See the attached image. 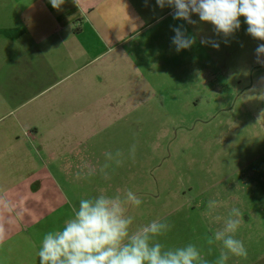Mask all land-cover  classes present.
<instances>
[{"label": "crops", "instance_id": "obj_1", "mask_svg": "<svg viewBox=\"0 0 264 264\" xmlns=\"http://www.w3.org/2000/svg\"><path fill=\"white\" fill-rule=\"evenodd\" d=\"M159 9L156 0H65L59 10L0 0V256L11 240L41 244L62 225L78 206L63 177L79 158L93 166L110 128L155 113ZM193 239L173 229L158 237L165 248Z\"/></svg>", "mask_w": 264, "mask_h": 264}, {"label": "rangeland", "instance_id": "obj_2", "mask_svg": "<svg viewBox=\"0 0 264 264\" xmlns=\"http://www.w3.org/2000/svg\"><path fill=\"white\" fill-rule=\"evenodd\" d=\"M172 12L165 7L156 14L160 52L154 73L162 90L155 113L146 109L143 119L110 128L106 142L95 143L98 155L93 166L82 157L76 171L65 174L63 181L67 177L72 184L65 192L79 202L131 189L143 201L129 210L133 231L152 220H166L171 230L191 233L193 243L208 252L210 264L221 246L214 244L209 252L205 241L221 227L214 217L238 207L243 218L236 238L248 254L230 256L226 264H264V65L256 62L255 55L264 41L247 34L244 17L233 36L223 37L196 15L193 25L173 19ZM181 24L196 36V43L177 52L171 43L172 27ZM202 38L217 41L219 48L201 44ZM117 150L123 153V162L107 169L105 178L99 171L105 154ZM89 169L96 171L88 175ZM209 200L219 205L211 217ZM12 244L15 248L9 253L7 245ZM40 245L17 237L2 245L6 248L0 260L38 264Z\"/></svg>", "mask_w": 264, "mask_h": 264}, {"label": "clouds", "instance_id": "obj_3", "mask_svg": "<svg viewBox=\"0 0 264 264\" xmlns=\"http://www.w3.org/2000/svg\"><path fill=\"white\" fill-rule=\"evenodd\" d=\"M49 2L59 10L65 0ZM74 2L77 4L78 0ZM156 4L161 9L172 8L173 19L187 24H196L192 19L196 15L200 22L211 24L214 33L223 37L233 36L241 27L240 17H244L247 34L264 41V0H156ZM172 31L171 43L177 52L190 49L196 43V36L188 34L182 24L173 26ZM200 43L219 48V43L211 38H202ZM255 55L256 62L264 65V43L258 44ZM131 154L134 158L135 146ZM122 156L119 150L114 154L106 153V162L99 169L101 175L107 178V169L113 164L120 166ZM95 171L89 169L87 174ZM77 175L79 177L80 173ZM142 203L140 196L131 189L122 195L100 193L80 199L78 206H71L70 215L61 226L43 234L38 251L39 264H210L203 249L194 243L165 248L158 237L171 230L172 225L166 220H152L133 231L134 217L129 215V210L139 208ZM218 207L216 200H209L207 215L211 217ZM242 218L238 207H232L226 216L215 215L221 227L205 236L209 252L212 245H221L214 264H226L230 256L247 257L243 241L236 238Z\"/></svg>", "mask_w": 264, "mask_h": 264}]
</instances>
